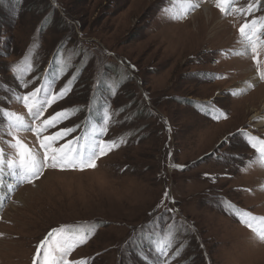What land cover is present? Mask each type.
Wrapping results in <instances>:
<instances>
[{"label": "rangeland", "instance_id": "1", "mask_svg": "<svg viewBox=\"0 0 264 264\" xmlns=\"http://www.w3.org/2000/svg\"><path fill=\"white\" fill-rule=\"evenodd\" d=\"M193 2L188 17L170 19L175 0L0 1V113L29 121L11 93L67 85L42 119L74 113L42 136L75 128L53 147L86 137L118 145L95 168L5 178L13 187H0V264H32L36 245L61 226L90 235L70 262L264 264V243L240 215L255 217L253 227L264 217V162L251 146L264 139V80L239 35L248 15ZM249 2L229 0L232 9ZM6 127L0 115V134ZM19 136L43 154L34 133Z\"/></svg>", "mask_w": 264, "mask_h": 264}, {"label": "snow or ice", "instance_id": "2", "mask_svg": "<svg viewBox=\"0 0 264 264\" xmlns=\"http://www.w3.org/2000/svg\"><path fill=\"white\" fill-rule=\"evenodd\" d=\"M179 6V13L169 16L170 19L186 18L187 14L194 10L199 5L193 0H175ZM222 13H227L229 10L243 12L247 15H254L260 10V0H250L246 8L232 9L229 0H217L215 5ZM258 24L260 28H264V16L259 19L253 18L250 22L243 24L239 28V35L241 42H247L251 47L252 58L257 64L259 78L264 80V71L259 70L258 59V44L257 41L264 43L261 37L257 36ZM243 55L245 53H238ZM18 68L14 67L13 72H17ZM19 78V77H18ZM27 87V84L21 85ZM251 87V85H249ZM70 88L65 85L58 92L53 91L51 85L45 89L44 86L37 87L27 94L11 93L10 98L17 103H22L27 109L29 121L25 117L14 112L0 113L6 118L7 127L2 134H0V187H6L8 192L12 191V185L5 183L6 177L14 178L16 183L28 182L32 183L43 175L45 168L59 169V170H84L85 168H95L96 160L99 156L106 155L107 150L111 147L118 146L115 141H110L107 144L94 137L90 143L81 145L79 143L81 138H76L74 141L62 145L59 148L53 145L69 135L75 128H65L55 132L52 135L42 136L50 128H55L64 119H67L74 113L73 109H63L55 112L47 119H42L45 111L53 103L64 98ZM205 107H210L206 105ZM220 117L214 116L213 119ZM226 118V116L224 117ZM108 116L105 115V123ZM32 132L35 134L40 142L41 148L44 149L43 154L30 148L25 144L19 133ZM101 134L106 132V128H100ZM11 137L10 140H3V136ZM74 144V147H69ZM251 146L260 154V160L264 162V139H257L251 137ZM11 149V152L7 151ZM173 167L182 168V165H172ZM165 193V198H167ZM3 197H0L2 200ZM241 216L245 219L241 223L245 224L253 233L255 239L264 243V217L259 219V226L253 227L255 217H251L249 213L242 212ZM90 235L85 234L83 230L70 231L67 226H61L50 230L46 236L36 245V251L33 256L32 264H87L84 260L69 261L68 257L78 246L87 243ZM146 259V258H145Z\"/></svg>", "mask_w": 264, "mask_h": 264}, {"label": "trees", "instance_id": "3", "mask_svg": "<svg viewBox=\"0 0 264 264\" xmlns=\"http://www.w3.org/2000/svg\"><path fill=\"white\" fill-rule=\"evenodd\" d=\"M0 1H2L3 2V0H0ZM8 1V0H7ZM261 5H263L264 6V0H262L261 1ZM262 9H264V8H260V10H258V11H256L255 13H254V15H248V17H247V22H250L253 18H256V19H259V17H261V16H264V10H262ZM244 23H246V22H244ZM108 67V66H107ZM114 67V66H113ZM111 66H109L108 68H107V70L108 71H110V72H114V74H119L118 73V71H117V69H115V67L114 68H112ZM129 82H131V81H129ZM85 139H87V137L86 138H84V139H81L80 140V144L81 145H83V144H85ZM144 239H145V236H144ZM137 241V240H136ZM138 243H143L142 241H141V239L139 240V241H137L135 244L138 246ZM147 245V244H146ZM142 259V258H141ZM93 260V259H92ZM143 260V259H142Z\"/></svg>", "mask_w": 264, "mask_h": 264}, {"label": "bare ground", "instance_id": "4", "mask_svg": "<svg viewBox=\"0 0 264 264\" xmlns=\"http://www.w3.org/2000/svg\"><path fill=\"white\" fill-rule=\"evenodd\" d=\"M202 8H203V7H202ZM187 15H190V14H187ZM196 15L198 16V15H200V13L197 12ZM187 17H188V16H187ZM195 17H196V16H195ZM259 87H260V88H259ZM259 87H258V89L256 88L255 91H259V90H260V93H262V92H263L262 89H263L264 87H263V88H262V86H259ZM98 165H99V164H98ZM11 178H12V177H11ZM13 180H14V179H13Z\"/></svg>", "mask_w": 264, "mask_h": 264}]
</instances>
